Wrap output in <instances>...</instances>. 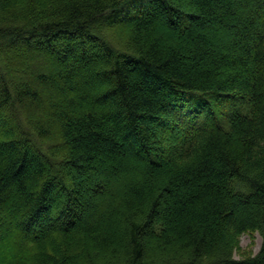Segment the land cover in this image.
Returning a JSON list of instances; mask_svg holds the SVG:
<instances>
[{"label": "trees", "instance_id": "trees-1", "mask_svg": "<svg viewBox=\"0 0 264 264\" xmlns=\"http://www.w3.org/2000/svg\"><path fill=\"white\" fill-rule=\"evenodd\" d=\"M0 264H264V0H0Z\"/></svg>", "mask_w": 264, "mask_h": 264}, {"label": "rangeland", "instance_id": "rangeland-1", "mask_svg": "<svg viewBox=\"0 0 264 264\" xmlns=\"http://www.w3.org/2000/svg\"><path fill=\"white\" fill-rule=\"evenodd\" d=\"M127 10H128V7L123 5L117 9V13L122 14ZM38 57H40L39 58L40 60L34 62L31 65H35L36 67H38L39 69L38 71H42L44 70L43 62L47 61V59L43 55L42 56L40 55ZM28 70L30 72V66H28ZM260 241H261L260 236L257 233H254L253 235L249 233L242 234L240 237L241 252L242 253L243 252L247 253L248 251L256 252L259 249Z\"/></svg>", "mask_w": 264, "mask_h": 264}]
</instances>
